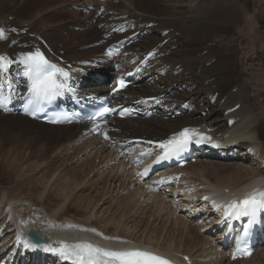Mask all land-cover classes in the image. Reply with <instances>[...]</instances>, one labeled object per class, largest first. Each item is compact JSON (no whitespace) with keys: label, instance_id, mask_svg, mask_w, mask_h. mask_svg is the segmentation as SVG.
<instances>
[{"label":"bare ground","instance_id":"obj_1","mask_svg":"<svg viewBox=\"0 0 264 264\" xmlns=\"http://www.w3.org/2000/svg\"><path fill=\"white\" fill-rule=\"evenodd\" d=\"M80 1L77 0L79 6L81 4ZM123 1L128 2V4H123L119 0L105 2V6L99 4L100 1L98 3L95 2L94 6L96 9L98 7V10H92L87 21L75 22L73 21L75 18L66 19L70 16L68 0H9L7 3L0 0V34L2 27L3 29L5 26L8 27L9 31L7 37L3 38L6 45H0V52H2L0 53V57H7L9 64L6 67L11 70L12 78L18 84H21L23 83V79L29 77V68L24 71L22 80L19 81L14 73L17 67L14 68L11 65L12 61L19 60L21 63L26 64L23 54L29 53L33 48L41 47L48 51L49 54L55 55L57 62H60V58L66 60L70 71L81 83L82 89L87 91H103L107 89V82L98 83L95 80H90V78H85L87 76L86 72L90 68L89 65L102 64L104 66L108 65V62L116 63L117 59L113 60L110 57L107 47L112 43L125 39L129 35L145 31L148 33V38L144 37L138 44H133L119 53L117 58L123 57L124 62L119 63L117 67L118 69L121 68L122 71H129V67H133L140 60L141 56L147 53L154 54V59L145 67L147 75L151 72H155L156 75H163L165 78L162 79L167 84V89L175 85L180 86L175 93L171 94L172 96L167 95L161 101V105L164 108H170V110L168 112L160 111L157 107L155 116L142 122L137 120L133 122L131 119L122 122H118L116 119L111 120L108 129L103 128L96 136L83 135L81 131L86 128L94 129L100 124L80 123L78 126L52 127L31 121L21 115L14 114L8 116L0 113V149L12 145L14 150H19L16 155H19L23 161H35L30 170L39 169L42 164L47 162L46 171L49 173H56L63 166L62 164L65 165L67 163L70 166V162L75 166L73 169H81L87 166L85 172L81 169L83 172L81 175L83 177L82 182L86 176L92 174L97 169L96 172L98 174H95L93 179L89 180V183L99 184L101 179L97 176L100 170L108 169L110 171L114 167L113 165L118 162L114 158L116 156L114 151L117 149L109 145V142L114 139L111 138L112 136L117 139H143L159 142L171 139L174 133L188 127L193 132H199V135L211 134L218 143L225 145L226 151L222 154L223 156L225 154L231 155V152L228 151L230 150L229 147H233L236 144V149H231V151L235 150V154L238 150L246 152L243 156H250V160L254 158L258 163L250 166L238 164L231 167V165L227 168L221 166L223 164H220V162L219 166H217V163L203 159L196 161L195 165L188 164L183 169L171 171L173 174L170 173V176H178V178L181 176L180 178H183L182 173L184 175L191 174V176L202 181H199L201 182L199 183L185 178L179 180L182 182V187H179V189L182 192L185 190L190 193L183 195L187 204L179 206L177 208L179 210L175 208L176 211L173 210L174 214L178 217L180 212L190 205L192 207L190 213L192 217L197 216V213L202 211L205 214L207 213L205 221L214 219L215 214L211 213L212 209L208 206L209 200L205 202L201 200L204 195L208 196L214 203H225L235 197L239 199L245 195L254 193L264 204V144L261 142L264 139V121H257L258 116L255 114L254 107L248 101L249 97H252L253 94L250 96L251 93L247 88L249 84L245 83L247 78L245 77L246 79L243 80L239 79L238 76V79H236L238 74L236 73L237 66L242 68L238 57L239 50L229 47L231 46L230 44H224L223 39L219 38L224 32V26L234 27L239 22L245 21L238 5L230 0H193L191 7L189 6L188 8L186 6L187 8H184V6L182 8L181 6V8H178L175 6L176 4L165 7L170 2H167L168 0ZM177 4L179 3L177 2ZM121 6L126 10L125 13L119 10ZM87 7H81L80 10L87 9ZM117 24L124 25L123 32L114 37H105L104 34L108 33L112 26ZM258 24H254V26L250 25L252 26L251 30L253 32L258 31V33L264 32V24L260 23L261 26H258ZM102 26H104L103 29H101ZM164 31L167 32L166 36L161 34ZM176 32L178 36H175ZM209 39L216 42V48H206L208 52L207 54H203L201 48L207 45L210 41ZM165 40H167L166 43ZM179 40L182 41L179 42ZM43 41L46 42L50 50L44 46ZM190 44L197 46L195 52L192 50L193 53L187 49ZM201 44L203 45L201 46ZM167 49H170L172 53L163 55L162 53ZM244 50L245 54L243 53V58H247V61V46ZM213 60L214 62L212 63ZM61 65L64 66L63 64ZM6 67L0 64V88L6 85ZM109 67L114 71L112 72L114 75L115 69L113 66ZM248 68L246 67L245 70L247 71ZM106 73L104 75L108 76L110 72ZM232 75L235 79L231 80L236 82V87L238 86L237 91L232 92L231 90H225V88L223 90L224 85L230 83ZM190 77L192 79H189ZM157 80L155 81L157 82ZM183 86H185V90H183ZM149 87L148 85L145 90H148ZM260 87L264 90V78L259 81ZM259 88L256 89L257 92L255 91L256 95H254L257 100L261 99L260 95L262 94ZM197 92L200 95L194 96ZM218 92L219 96L216 98L213 106L211 100L214 98L215 93ZM165 94L166 90L148 95L132 87L122 94L121 97L127 95L133 100L135 96H137L136 99H139L142 97L163 96ZM201 97H204V99L202 100ZM224 97L226 99L221 104ZM200 98L202 101L199 100ZM207 98H209L208 103H206ZM237 104L241 105L238 110L226 114L228 110H231ZM190 106H193L192 112H188L187 110ZM173 110H180L182 115L174 119L171 117L167 118V115ZM90 149L92 151L89 152ZM67 153L69 156L54 169L57 161L55 162L53 158L57 154L65 155ZM235 154L233 157H235ZM118 163L117 170H119L120 164L125 169L130 165L126 157L123 163ZM21 164L19 162L13 165V162H11L9 168L14 171L19 170ZM133 168L131 166V169L136 173ZM69 172L61 174L60 177L62 179L67 177L70 174ZM210 176H213L216 182H212ZM162 177H167V175ZM74 183H67L66 186H64L65 184H60L61 186L55 184L54 186L55 190L60 187L56 195L61 197L62 200L59 199L61 201L58 203H64V207L67 202L66 198H68L70 192H74ZM200 186H202V191L199 189ZM43 187L45 188V184H43ZM20 188L18 183L1 195L0 230L3 228L0 231V239L3 236H6L7 239L5 238L6 242L0 246V255L4 253L7 246L15 245L17 240L20 241L19 239H23L28 232L34 231L53 246H57L58 242H61L62 248L66 250V253L76 248L90 254L110 255L115 253L111 249H117L116 252L119 253L121 249L137 248L161 252L165 257L172 258L180 264H183L182 254L192 255L194 264H199L195 256V248L198 246L195 237L198 239L201 232L197 231L199 230L198 228H193V221L188 220L186 217L183 220L187 219L190 222V226L186 229V236L193 239L195 248L189 251L190 254L182 253L179 256L176 249L180 250V242H175L177 247L175 251L177 253L175 252L176 254H174L171 251L173 241L175 240L174 234L170 237L169 232L165 238L167 240L165 246H160L158 242L160 238L158 241H155L157 236L159 237L160 231L162 232L166 227L168 219H165L166 221L162 223V230H153V233L150 234L155 221L160 220L159 214L157 220L152 222L149 234L146 235V238H142L146 233L151 214L145 216L146 213H144L143 215V220H147L145 230L143 231L141 228L142 223L134 227H127L125 223L121 225V221L129 216L126 209L122 220L112 224L119 225L116 229L120 233L119 237H110L104 233V230L110 225V220H102L106 210L101 212V214L99 212L94 213L97 208L94 204L98 201L96 197H92L91 199L90 196H85L83 199H80L79 196H75L77 201L80 199V201L87 202V204L85 203L86 209H84V212H88L89 210L91 212L94 211L92 214L86 216V223L91 224L93 221H96L99 225V230H95L93 226L84 227L82 223H76L73 216H63L66 214V210H63L64 207L55 211L53 210L52 213L47 212L50 209L46 207L45 213L42 212V209L37 207L39 206V197L35 201L22 200L20 197L21 192H18ZM25 189L28 190V188ZM131 189L134 190L133 188ZM179 189H174L173 192ZM38 190L35 192H38ZM225 190H229V193H225ZM29 191H31V188ZM152 197L155 200V196ZM33 198H35L34 195ZM123 199V204H133L135 201L133 200V193L127 195L125 198L123 197ZM99 202L100 200L96 204L98 205ZM79 204L83 205V203ZM171 206L175 207L174 204ZM58 218H63L65 221L59 222ZM176 220L174 223H176ZM183 220L180 219V221ZM200 229H204V225ZM193 230L195 231L194 234ZM139 233L140 236H138ZM208 242L209 240L204 242L206 246ZM184 250H187V248L185 247ZM215 252L223 256L221 260H224L226 257L229 259V252L222 250L221 245ZM213 253L210 251V253L205 255L211 256ZM221 260L218 262L213 260L209 264H221L219 263L222 262ZM255 262L256 264H264V250L255 254L249 260L237 261L230 264H249Z\"/></svg>","mask_w":264,"mask_h":264},{"label":"rangeland","instance_id":"obj_2","mask_svg":"<svg viewBox=\"0 0 264 264\" xmlns=\"http://www.w3.org/2000/svg\"><path fill=\"white\" fill-rule=\"evenodd\" d=\"M3 1L5 3H7L9 0H3ZM43 1H46V0H43ZM109 1L110 0H107V1L106 0H92V1L91 0H81L80 6L81 7H87L88 6L87 9L91 7V9L93 8L92 9L93 11H97L98 7L96 9V7L94 6L96 3L99 2V4H103L105 6L106 3ZM120 1H122L121 3H123V4L124 3L128 4V2H126V1L119 0V2ZM214 1H216V0H214ZM230 1H233L234 3H236L238 5L239 10L241 11V13H243V18L245 19V21L242 23L239 22V24L234 25V27L224 26L223 27L224 32L222 33V35L219 38L223 39L224 44L228 43L231 45L229 47H232L233 49L239 50L238 57H239L240 63L242 64V68L237 66L236 73H238V74H237L236 79H238V76H239V79H243V80L247 78V80H245V83L249 84V85H247L248 86L247 88H248L249 92L251 93L250 96H252V94H253L252 97H249L248 101L254 107L255 114H257V116H258L257 121H264V105H263V103H264L263 102L264 90L261 87L259 88V81H260V79L264 78V32H259V33H258V31L253 32L251 30L252 26H250V25L254 26V24H258V23H259L258 26L260 25V23L264 24V10H263L264 9V0H230ZM167 2H169V4H167L165 7H167V6L169 7L171 4L172 5L176 4L175 6L178 8H181V6H182V8L184 6H185L184 8H187V7L189 8V6L191 7V3L193 2V0H174V2H173V0L172 1L168 0ZM177 2L179 4H177ZM68 3H69L68 10L70 11V13H69L70 16L67 17L66 19H70V18L74 19L75 18V20H73L75 22L76 21L85 22V20L87 21V19L90 17V14L92 12L88 15L87 11L77 10L75 7H77V8L79 7V9L81 8L77 4V0H68ZM74 3H76V4H74ZM88 3H89V5H88ZM84 4L87 6H85ZM177 5H179V6H177ZM91 9H88V10L91 11ZM119 10L123 13L126 12L124 7H122V6L120 7ZM261 14H262V16H261ZM27 24H25V26H27ZM8 32H9L8 27L5 26L4 29L2 27L1 34H0V45H4V46L6 45L3 38L7 37ZM139 32L145 34L141 39H143L144 37L148 38L147 32H145V31H139ZM164 32L161 34L164 35ZM205 34H206V32H205ZM175 36H178L177 32L175 33ZM209 40L210 41L207 43L206 46H202L203 44H201V46H202L201 51L203 54H207L208 49H206V48H209V47L216 48V42L213 41L212 39H209ZM181 41L179 40V42H181ZM138 42L135 44H138ZM177 43H178V41H177ZM195 46H194V44H190L189 48H187L188 51H190L191 53L195 52L197 49V46L196 47ZM246 46L248 48V50L246 52V54H247L246 56L248 57L247 61H246L247 58L246 59L243 58L244 54H245L244 48ZM190 48H192V49H190ZM168 50H170V49L165 50L162 54L163 55H169V53H172V52H170L171 50L170 51H168ZM192 50H193V52H192ZM166 52L168 54H166ZM0 53H2V52H0ZM120 58L123 60V57H120ZM120 58L116 57L113 60L117 59L116 61L118 62V60ZM123 62H124V60L122 61V63ZM212 62H214V60ZM69 66H71V65H69ZM89 66H90V68H89V70H87L88 72H86L88 77L85 76V78L86 77L89 78V76H94L96 73L107 74L106 72H108V71L110 72L108 76H110V77L113 76L112 72H114V71L108 65L103 66L102 64H100V65L99 64H90ZM246 67H249L247 69V71L245 70ZM246 75H249V76H246ZM232 76L230 78V83L225 84L223 87V90L225 88V90H231L232 92L237 91L238 86L236 87V82L231 80L234 78V76L233 77ZM148 77L151 78V82L147 83V82L143 81L141 83L142 86L140 85V87L137 88L142 93L149 95L151 93H157L159 91H165V90L167 93V90H170V88L167 89V84L164 83L165 81H164V79H162V78H165L163 75H161V74L156 75L155 72H151L148 74ZM147 79H149V78H147ZM189 79H192V77H190ZM155 80H157L158 82H156ZM146 85L150 86L148 88V90H145V88L147 87ZM175 87L176 88L174 89V91L172 93H175L180 86L175 85ZM183 87H182L183 90H185V86H183ZM258 88L260 89V93H262L260 95L261 99H259V100H257L254 96V95H256V92H257L256 89H258ZM158 89H160V90H158ZM218 93H216V94H218ZM171 94L168 96H172ZM199 95H200L199 92L194 94V96H199ZM217 96H219V95H217ZM201 98H202V100L204 99V97H201ZM201 98L199 100H201ZM213 99L211 100V102L213 101ZM208 101H209V98L206 99V103H208ZM224 101H225V99H222L221 104H223ZM213 104L214 103H212V105ZM199 114H203V113H199ZM167 118H170V117H167ZM261 142H263V144H264V139H262ZM13 150L14 149H13L12 145L7 146L4 149L3 148L0 149V199H1V195L3 194V192L7 191L8 189L10 190L11 187H13L19 183L21 188L18 192H21L20 197L22 200L35 201L39 197V201H38L39 206H37V207L42 209V212H44L45 208L47 207L48 209H50L47 212L52 213L53 210L55 211L61 207H64V203H61V204L58 203L62 199L60 196L56 195L58 193V189L60 187H58L57 190H55V188H54L55 184H59V185L65 184L64 186H66L67 183L75 182L74 183V192H70L68 198H66L67 199L66 206L63 209L64 211L66 210V214L63 216H73L75 218L76 223H82V225H84V227L93 226L95 228V230H99V225L96 223V221H93L91 224L86 223V216L92 214L94 211L91 212L89 210L90 212L89 211L84 212V209H86L85 206H86L87 202L86 201H80V199H83L85 196H90L91 199H92V197L93 198L96 197L98 201L100 200V202L97 205L96 203L98 201L96 200L97 201L96 203L94 201V203H95L94 206L95 205L97 206L94 213L96 214L99 212L101 214V212L106 210L105 214H104V218L102 220L103 221L106 219L110 220V225L104 230V233L106 236L119 237L120 233H118L116 230L119 225H112V224H114L117 221L122 220L123 213L126 211V209H127V213L129 214V216L127 218H124L121 221V225H123L125 223L127 225V227L128 226L134 227L135 225L142 223L141 228L143 231L145 230V225L147 223L146 219L143 220L144 219L143 215H144V213H146L145 216H149L151 214L150 219L148 221L149 225L147 226L146 233L143 235L142 238H146V235L149 234V232L151 231L152 224H153L152 222L154 220H157L158 214H159L160 220L155 221V225H154V227H152L153 229L150 232V234L153 233V230L154 231L157 229L160 230L162 228V223L164 221H166L165 219H168V220L166 221V224H167L166 227L162 231L163 233L160 231V235H159V237L157 236V239L155 241H158V239L160 238L158 241L160 243V246H162V245L165 246V244L167 242V240L165 238L167 237V235L170 232V234H169L170 237L173 234L175 235V240L173 241V248L171 250L174 252V254H176L178 252V255L181 256L182 253L190 254L189 251L194 250L193 248H195V244L192 241L193 239L191 237L187 238V236H186L187 235L186 229L188 226H190V222L188 221L189 220L188 216H183V215L179 214V216H178L179 218H178L177 215L174 214V211H173V210L176 211V209L179 206L187 204L185 202L186 201L185 197H184V199L180 200V202L175 203V201H173L171 204L170 202L172 199H170L171 198L170 194H167V198L170 201L169 202L166 200V197H164V194H159V193L153 194V192L151 191V193L153 194L152 196H155V198L160 197V199H163L162 201H156V199L155 200L153 199L154 197L150 196L151 199L154 200L152 203L151 199L150 200L148 199L147 192L143 191L144 190L143 187L142 188H140V187L133 188L134 190H132L130 187H128L129 185L122 184L124 182V179H126V175L124 178L119 177L120 176L118 173L119 170H117V165L119 164L118 162L113 165L114 167L112 169H110V171L108 169L107 170L101 169L99 175L97 176L101 179L100 183L99 184L98 183L92 184V182L89 183V180L93 179L95 174L96 175L98 174V172H96L97 169H95L92 174L86 176V178L82 182L83 177H81V175L83 174V172L86 171L87 166L81 168L82 170H84L82 172V170L79 168L73 169L75 166L72 165V163L70 162V166L67 163L65 165L62 164L63 166L56 173L55 172L49 173L48 171H46V166L48 165V162H47V163L42 164V166L39 169L30 170V167L32 166V164L35 161L25 162L21 159V157L19 155L18 156L16 155L17 152H19V150H17V149L14 151ZM228 151L231 152V155H229L230 158L228 160H226V161L209 160V161H211V162L213 161V162L217 163V166H219V162H220V164H223L221 166H225L227 168H228V166H231V165H232L231 167L237 166L238 164L250 166L252 164L256 165L258 163L257 161L254 160V158H252V160H250V156H248V157L243 156L246 154V152L238 150L237 153L235 154V152H234L235 150H232V151L228 150ZM234 154H235V157H233ZM59 155L60 154H57L53 158V160H55V162L57 161V164L55 163L54 169L56 168V166H59L60 163L63 162L67 156H69L68 153L65 155H60V156ZM245 157H247V158H245ZM11 162H13V165L18 164L19 162L21 164V162H23V164H21V167L19 169L20 171L21 170L22 171L20 172L18 169H17L18 171L17 170H15V171L11 170L9 168V166L11 165ZM24 162H25V164H24ZM120 163H123V161H120ZM193 165H195V164H193ZM120 168H122L123 172L126 171V170H124L123 167H121V164L119 165V169ZM66 172H69L70 174L67 177L62 179L60 177V175L65 174ZM116 174H118V175H116ZM171 174H173V172H171ZM181 175H183V178H180L181 176H179V179L185 178L187 180L190 179V180L196 181V182L201 181L198 178L191 176V174L184 175L182 173ZM169 176H170V174H169ZM128 177L130 180L132 179L134 182L137 179L136 176L131 177L129 174H128ZM210 177H211L212 182H216V179L213 176H210ZM177 178H178V176H177ZM201 182H199V183H201ZM43 184H45V188L43 187ZM181 185H182V183H181ZM25 188H28V190ZM30 188H31V191H29ZM38 188H39V190H38ZM118 188H120V189L118 190ZM37 190H38V192H35ZM180 190L181 189H179V191ZM148 191L150 192V190H148ZM169 192H171V194H172L173 190H170ZM131 193H133V195H134V199H133V200H135L134 203L133 204H130V203L123 204V202H124L123 197L125 198L127 195H129ZM33 195L35 198H33ZM41 196H43V197H41ZM75 196H77V197L79 196L80 199L77 201V198H75ZM143 196H144V198H143ZM173 197H174V195H173ZM179 197H181V196H179ZM59 199H61V200H59ZM177 199H178V196H177ZM72 200H73V202H71ZM159 202H160V205H159ZM68 203H69V205H68ZM79 203H83V205H80ZM146 204H148V205H146ZM170 204L171 205L174 204L175 207L171 206ZM158 205H159V207H158ZM127 206H128V208H127ZM171 207H173V208H171ZM169 209H171L172 211ZM145 210H146V212H145ZM177 210H179V209H177ZM150 211H152V212H150ZM154 215H155V219H154ZM175 217H177V218H175ZM184 217H186L188 220L184 219L185 220L184 221L183 220ZM67 219H70V218H67ZM95 219H93V220H95ZM175 219H177L176 223L179 219L177 225L179 224L180 226L179 225L177 226L176 223H174ZM180 219L183 221H180ZM205 219H203L202 225H201V226L204 225V229L201 230L200 229L201 226L197 222H195V219L192 220L190 218V221L191 220L193 221V228H198L199 230H197V231L199 233L201 232L199 234L200 237H198V239H197V237H195V240L198 243V246L195 248L196 249L195 250V252H196L195 256L198 259L197 262H199V264H209L210 262L215 260L213 258L214 256L220 255L219 253L215 252L216 249L220 246V242L218 243L217 237H215V238L211 237V236L215 235L216 230L211 231L209 233V235L202 234V232L206 229V227L209 226V223L207 222L208 220L205 221ZM58 220H59V222L65 221L63 218H58ZM197 220L199 223L201 222L200 219H197ZM211 220H213V219H211ZM209 221H210V219H209ZM182 223H184L186 226ZM100 225H102V224H100ZM2 228H1V230H2ZM194 230H193V234L195 232ZM138 236H140V233L138 234ZM5 238H6V236H3L0 239V246H2L6 242ZM206 240H209V242L207 243V246L204 243ZM175 242L176 243L180 242V244H181L180 250L176 249L177 247H176ZM184 246L187 248V250H184L185 249ZM175 249L177 250V252L175 251ZM210 251L214 252L211 256L205 255V254L210 253ZM193 254H195V253H193ZM204 258H208V259L212 258V259L207 261V262L202 263L201 260H204ZM222 258H223V256H222ZM221 261H223V260H221ZM221 264H226V262L223 261V262H221ZM229 264H230V262H229ZM249 264H256V262L255 263H249Z\"/></svg>","mask_w":264,"mask_h":264},{"label":"water","instance_id":"obj_3","mask_svg":"<svg viewBox=\"0 0 264 264\" xmlns=\"http://www.w3.org/2000/svg\"><path fill=\"white\" fill-rule=\"evenodd\" d=\"M29 236L34 240L35 243H38V244H40V243H44V241L41 240V239H39V238L37 237V235H36L35 233H33V232H31V233L29 234Z\"/></svg>","mask_w":264,"mask_h":264}]
</instances>
